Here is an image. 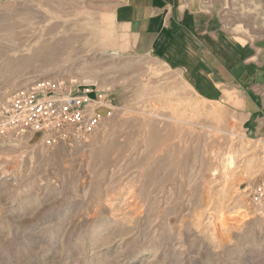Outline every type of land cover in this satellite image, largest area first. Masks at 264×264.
<instances>
[{"label": "rangeland", "instance_id": "obj_1", "mask_svg": "<svg viewBox=\"0 0 264 264\" xmlns=\"http://www.w3.org/2000/svg\"><path fill=\"white\" fill-rule=\"evenodd\" d=\"M121 1L0 0V105L58 79L111 107L74 145L0 131V264H264V203L247 189L264 137L235 91L205 100L178 70L120 51ZM199 3L264 58V0Z\"/></svg>", "mask_w": 264, "mask_h": 264}, {"label": "crops", "instance_id": "obj_2", "mask_svg": "<svg viewBox=\"0 0 264 264\" xmlns=\"http://www.w3.org/2000/svg\"><path fill=\"white\" fill-rule=\"evenodd\" d=\"M114 22L120 51L149 55L178 70L205 100L235 91L247 130L264 137L263 50L228 36L214 11L199 0H122Z\"/></svg>", "mask_w": 264, "mask_h": 264}, {"label": "built area", "instance_id": "obj_3", "mask_svg": "<svg viewBox=\"0 0 264 264\" xmlns=\"http://www.w3.org/2000/svg\"><path fill=\"white\" fill-rule=\"evenodd\" d=\"M92 92H70L58 79H42L20 88L0 105V131L40 132L48 146L79 143L111 115L110 106L107 114L99 111L105 100L102 95L93 97ZM247 189L252 202L264 203V175Z\"/></svg>", "mask_w": 264, "mask_h": 264}, {"label": "bare ground", "instance_id": "obj_4", "mask_svg": "<svg viewBox=\"0 0 264 264\" xmlns=\"http://www.w3.org/2000/svg\"><path fill=\"white\" fill-rule=\"evenodd\" d=\"M70 43H71V39H67V40H65V41L63 42L64 45H69ZM48 49L50 50L49 53H52L53 50L55 49V47L47 48V50H48ZM43 50H45V49H43ZM41 52H42V51H41ZM35 55H37V54H35ZM35 55H34V56H35ZM39 55H40V54H39ZM39 55H38V56H39ZM38 56H37V57H38ZM32 58H33V57H32ZM29 60H31V58H30ZM29 60H28L27 62H29ZM27 62H26V63H27ZM26 63H25V64H26ZM232 162H233V159H230V163H232Z\"/></svg>", "mask_w": 264, "mask_h": 264}]
</instances>
